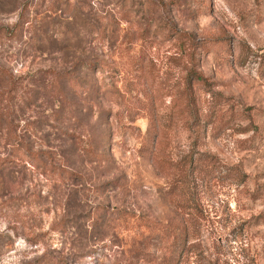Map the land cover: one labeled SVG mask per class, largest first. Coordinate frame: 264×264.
I'll use <instances>...</instances> for the list:
<instances>
[{
    "label": "rangeland",
    "instance_id": "374dc122",
    "mask_svg": "<svg viewBox=\"0 0 264 264\" xmlns=\"http://www.w3.org/2000/svg\"><path fill=\"white\" fill-rule=\"evenodd\" d=\"M163 1L0 0V264H264V0ZM165 18L209 48L200 128L179 105ZM97 19L111 38L83 23ZM81 59L116 86L86 125L32 82Z\"/></svg>",
    "mask_w": 264,
    "mask_h": 264
},
{
    "label": "trees",
    "instance_id": "16d2710c",
    "mask_svg": "<svg viewBox=\"0 0 264 264\" xmlns=\"http://www.w3.org/2000/svg\"><path fill=\"white\" fill-rule=\"evenodd\" d=\"M124 6L127 5L129 0H120ZM149 7L151 6H161L164 11L167 9V3L163 0L155 1L148 0ZM173 4V1L170 2ZM67 9L73 10L74 7L72 4L66 6ZM126 11H124V16H126ZM113 23V20H111ZM87 23L85 26L89 28L91 33H97V35L107 36L111 38L112 30L110 20H101L97 21H83ZM152 24H146L143 26L140 39L144 43H156L158 41V34H163L167 41L178 43L179 52L178 57L174 58L178 60L181 67L186 71L184 76V83L182 89L179 91V105L183 108L184 111H189V114L193 117L197 127L200 128L202 124V118L199 113V104L197 100V91L196 87H205L208 92H213L212 86L213 82L210 77H208L201 69L200 62L203 53L208 54L209 48L205 42H199L194 33L179 28V26L170 20V18H165L156 28L157 33L152 32ZM17 30L20 31L21 24L18 22L15 24ZM94 29V31H93ZM113 29V27H112ZM102 69L101 62L99 60H77L70 67H65L61 69L57 68H48L40 69L32 79L34 83V96L36 99L41 102H47L53 106L54 114L62 113L66 117L77 116L80 120V125H86L87 119L92 117L94 114H101L103 108L101 102L103 99L108 98L110 92L115 89V85L112 82L103 83L99 80L98 73ZM12 77L8 75L3 67H0V80L6 81L7 78ZM102 99V100H101ZM56 112V113H55ZM155 130L150 135V140L153 142H158V137L163 135L159 133L157 125L154 124ZM150 134V130H149ZM22 138V136H21ZM26 154L31 155L33 162L38 163L43 162L42 158L38 153H31L29 150H26ZM86 153L89 155L97 154L95 146L86 149ZM104 152H101L103 156ZM210 162V160H209ZM213 169L209 171V175ZM53 173L66 174L68 177L72 178L75 175L73 172L64 170L59 167L53 168ZM200 172V170H199ZM206 172V171H205ZM236 175L241 176V172H235ZM103 212L102 210L98 211L99 213Z\"/></svg>",
    "mask_w": 264,
    "mask_h": 264
}]
</instances>
